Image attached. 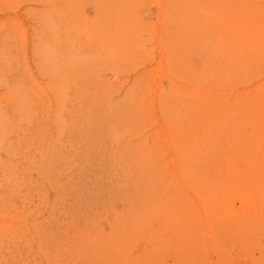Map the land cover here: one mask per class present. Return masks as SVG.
<instances>
[{"label":"rangeland","instance_id":"374dc122","mask_svg":"<svg viewBox=\"0 0 264 264\" xmlns=\"http://www.w3.org/2000/svg\"><path fill=\"white\" fill-rule=\"evenodd\" d=\"M263 34L264 0H0V264H264Z\"/></svg>","mask_w":264,"mask_h":264},{"label":"bare ground","instance_id":"6f19581e","mask_svg":"<svg viewBox=\"0 0 264 264\" xmlns=\"http://www.w3.org/2000/svg\"><path fill=\"white\" fill-rule=\"evenodd\" d=\"M242 1H243V0H242ZM232 2H233V1H232ZM222 3H223V2H222ZM235 3H236V2H235ZM207 4H208V2H207ZM237 4H238V3H237ZM224 5H225V4H224ZM207 7H208V6H207ZM209 7H210V6H209ZM213 7H214V6H213ZM226 8H228V7H226ZM232 8H233V7H232ZM234 8H235V7H234ZM254 8H255V7H254ZM206 9H207V8H206ZM214 9H215V8H214ZM221 10H222V9H221ZM229 10H230V9H229ZM223 13H224V12H223ZM226 13H227V11L225 12V14H226ZM233 14H234V13H233ZM254 14H255V13H254ZM234 15H235V14H234ZM249 16H251V14H250ZM243 17H244V16H243ZM243 17H242V18H243ZM229 18H230V17H229ZM250 18L252 19V18H254V17L251 16ZM219 19H220V18H219ZM248 21H249V20H248ZM235 23H236V22H235ZM235 25H236V24H235ZM235 25H234V26H235ZM253 25H254V24H253ZM237 26H238V24H237ZM225 27H226V26H225ZM245 27H246V26H245ZM252 27H253V26H252ZM234 28H235V27H234ZM234 28H233V29H234ZM238 28H239V27H238ZM238 28H237V30H239ZM240 28H242V27H240ZM231 30H232V28H231ZM241 30H242V29H241ZM223 31L225 32V30H223ZM245 31H247V30H245ZM249 32H250L251 34L253 33L252 31H249ZM225 33H228V32H225ZM238 33H239V32H238ZM247 33H248V32H247ZM255 33H256V32H255ZM205 34H208V33H205ZM232 34H234V33H232ZM236 34H237V33H236ZM251 34H250V35H251ZM225 35H226V34H225ZM238 35H239V34H238ZM242 35H243V34H242ZM246 35L248 36V34H246ZM263 35H264V34H263ZM247 36H246V37H247ZM255 36H256V35L254 34L253 37L255 38ZM199 37H201V36H199ZM229 38H230V37H229ZM235 39H236V38H235ZM247 39L250 40V37H248ZM222 40H223V39H222ZM236 40H237V39H236ZM236 40H235V41H236ZM249 40H248V41H249ZM252 40H254V39H252ZM237 41H238V40H237ZM242 41H243V40H242ZM248 41H247V42H248ZM130 42H131V41H130ZM251 42H255V41H251ZM251 42H250V43L248 42V43H249V46H250ZM241 43H244V42H241ZM253 44L255 45V43H253ZM254 45H251V46H254ZM255 46H257V45H255ZM255 46H254V47H255ZM263 46H264V45H263ZM187 48H188V47H187ZM250 49H252V48L250 47ZM250 49H248L249 52H250ZM259 49H260V48H259ZM248 54H249V53H248ZM175 59H176V58H175ZM255 59H256V58H255ZM167 65H168V64H167ZM254 89H255V88H254ZM180 92H181V91H180ZM252 92H253V91H252ZM254 92H255V91H254ZM254 92H253L252 95H254ZM178 93H179V92H178ZM255 95L257 96V94H255ZM255 95H254V96H251V99H252L253 97H255ZM257 97H258V96H257ZM260 97H261V96H260ZM174 98H176V97H174ZM251 99H250V100H251ZM254 99H255V98H254ZM256 99H258V98H256ZM252 100H253V99H252ZM258 101H259V100H258ZM172 102H173V101H172ZM200 102H201V101H200ZM211 102H212V101H211ZM251 102H252V101H251ZM253 102H257V101H253ZM259 103H260V102H259ZM194 104H195V103H194ZM252 104H253V103H252ZM198 105H199V104H198ZM192 106H193V105H192ZM208 107H209V106H208ZM238 107H239V106H238ZM252 107H254V106H252ZM252 107H251V111H254V110H255V107H254V108H252ZM196 108H197V107H196ZM202 108H204V107H202ZM262 108H263V107H262ZM262 108H261V109H262ZM235 109H236V108H235ZM252 109H254V110H252ZM187 110H188V109H187ZM196 110H197V109H196ZM210 110H211V109H210ZM214 110H215V109H214ZM218 110H219V109H218ZM203 111H204V110H203ZM257 111H258V110H257ZM242 112H243V111H242ZM245 113H246V112H245ZM251 113H252V112H251ZM263 113H264V112H263ZM195 114H196V113H195ZM206 114H207V113H206ZM237 114H238V112H237ZM239 114H240V113H239ZM247 114H250V113H247ZM200 115H201V114H200ZM224 115H225V114H224ZM234 115H235V114H234ZM244 115H245V114H244ZM216 116H218V115H216ZM221 116H222V115H221ZM226 116H227V115H226ZM241 116H242V115H241ZM248 116H249V115H248ZM253 116H254V115H253ZM261 116H263V115H261ZM199 117H202V116H199ZM227 117L229 118V116H227ZM239 117H240V116H239ZM255 117H256V116H255ZM219 118H220V117H219ZM258 118H260V117H257V119H258ZM222 119H225V118L223 117ZM229 119H230V118H229ZM229 119H227V120H225V121L228 122ZM232 119H233V118H232ZM250 119H251V118H250ZM254 119H256V118H254ZM257 119L255 120L256 123H257ZM262 119H263V118H262ZM239 120H241V119H239ZM258 120H259V119H258ZM211 121H212V120H211ZM222 121H224V120H222ZM197 122H198V121H197ZM227 122H226V123H227ZM198 123H199V122H198ZM211 123H212V122H211ZM211 123H210V124H211ZM216 123H218V122H216ZM222 123H223V122H222ZM235 123H236V122H235ZM250 123H252V122L250 121ZM250 123H249V124H250ZM256 123L254 122L255 125H256ZM258 123H259V122H258ZM261 123H262V121H261ZM252 124H253V123H252ZM202 125H203V124H202ZM207 125H209V124H207ZM227 125H228V124H227ZM263 125H264V124H263ZM221 126H222V125H221ZM243 126H244V125H243ZM245 126H246V125H245ZM245 126H244V127H245ZM247 126H248V123H247ZM253 126H254V125H253ZM223 127H225V126H223ZM230 127H231V126H230ZM257 127H258V126H257ZM263 127H264V126H263ZM190 128H191V127H190ZM242 128H243V127H242ZM242 128H241V129H242ZM233 129H234V128H233ZM262 129H263V128H262ZM194 131H195V130H194ZM217 131H218V130H217ZM232 132H233V131H231V133H232ZM237 132H239V131H237ZM225 133H226V132H225ZM244 133H245V132H244ZM198 134H199V133H198ZM216 134H217V133H216ZM226 134H227V133H226ZM235 134H236V133H235ZM246 135H247V134H246ZM246 135H243V138H244V136H246ZM248 135H249V134H248ZM199 136H200V135H199ZM236 136H237V135H236ZM218 137H219V136H218ZM225 137H226V135H225ZM238 137H239V135H238L237 137H235V138H238ZM240 137L242 138V135H241ZM248 137H249V136H248ZM198 138H199V137H198ZM226 138H227V137H226ZM235 138H232V139L235 140ZM200 139H201V138H200ZM210 139H211V138H209V141H210ZM250 139H251V138H250ZM229 140H230V139H229ZM241 140H242V139H241ZM258 140H260V139L258 138ZM202 141H203V139H202ZM232 141H233V140H232ZM239 141H240V140H239ZM243 141H244V140H243ZM247 141H248V140H247ZM249 141H250V140H249ZM251 141H252V140H251ZM200 142H201V141H200ZM206 142L208 143V141H206ZM237 142H238V141H237ZM237 142L234 141V143H237ZM201 143H202V142H201ZM244 143H245V142H244ZM210 144H211V143H210ZM231 144H232V143H231ZM231 144H230V145H231ZM261 144H262V143H261ZM199 145H200V143H199ZM221 146H222V145H221ZM208 147H209V145H208ZM211 147H212V146H211ZM232 147H233V146H232ZM236 147H238V146H236ZM189 148H190V147H189ZM234 148H235V147H234ZM234 150H235V149H234ZM237 150H239V149H237ZM201 151H204V150H201ZM207 151H208V149H207ZM211 151H212V150H211ZM242 151H243V150H242ZM240 152H241V151H239V153H240ZM254 152H255V151H254ZM195 153H196V152H195ZM198 153L200 154V152H198ZM208 153H209V154H213V153H210V152H208ZM244 153H245V152H244ZM263 155H264V154H263ZM199 156H200V155H199ZM201 156H203V155L201 154ZM207 156L210 157L209 155H207ZM234 156H235V154H233V158H234V159H235V158H238V156H236V157H234ZM260 156H261V155H260ZM231 157H232V156H231ZM245 157H246V156H245ZM245 157H244V158H245ZM248 157H249V156H248ZM192 158H193V157H192ZM213 158H214V157H213ZM233 158H231V159L233 160ZM239 158H240V157H239ZM180 159H181V158H180ZM184 159H185V157L183 158V160H184ZM205 159H206V158H205ZM211 159H212V158H211ZM253 159H255V157H254ZM213 160H214V159H213ZM232 160H231V161H232ZM235 160H236V159H235ZM242 160H243V159H242ZM185 161H187V160H185ZM240 161H241V160H239V161H237V162L241 163ZM216 162H217V161H216ZM235 162H236V161H235ZM250 162H251V161H250ZM259 162H260V161H259ZM189 163H192V162H189ZM211 163H212V162H211ZM198 164H199V165H202V164H200V163H198ZM216 164H217V163H216ZM218 164H219V163H218ZM232 164H233V163H232ZM185 165H186V164H185ZM233 165H235V164H233ZM245 165H246V164H245ZM249 165H250V164H248V166H249ZM216 166H217V165H216ZM248 166H247V167H248ZM250 166H251V165H250ZM197 167H198V166H197ZM229 167H230V166H229ZM232 167H233V166H232ZM242 167H243V166H242ZM242 167L240 168L239 166H237V168L234 169V170H230V169L227 170V171H226V169H224V170H225L227 173H229L230 171H231V173L235 172L234 174H236V172H239V173L241 172V173H243V172H242L243 170H239V169H238V168L242 169ZM252 167H253V166H252ZM254 167H255V165H254ZM187 168H188V167H186V169H187ZM214 168H215V166L213 165V169H214ZM224 168H225V167H224ZM230 168H231V167H230ZM233 168H234V167H233ZM222 169H223V168H222ZM187 170H188V169H187ZM259 170H261V169L259 168ZM262 170H264V169L262 168ZM192 171H193V170H192ZM217 171H218V169H217ZM217 171H215V172H217ZM219 171H220V170H219ZM222 171H223V170H222ZM225 171H224V172H225ZM228 171H229V172H228ZM250 171H252V169H250ZM204 172H205V171H204ZM248 172H249V171H248ZM263 172H264V171H263ZM199 173H201V172H199ZM219 173H221V171H220ZM219 173H218V174H219ZM239 173L237 174L238 177H239ZM223 174H224V173H223ZM229 175H230V174H229ZM240 175H241L242 178L244 179L243 175H242V174H240ZM227 178H228V177H227ZM196 179H197V178H196ZM187 180H188V179H187ZM249 180H250V179H249ZM249 180H248V182H249ZM195 181H196V180H195ZM214 181H215V180H214ZM216 181H217V180H216ZM246 181H247V180H246ZM206 182H207V181H206ZM194 183H196V182H194ZM213 183H215V182H213ZM242 183H243V182H242ZM247 184H248V183H247ZM249 184H251V183H249ZM179 185H180V184H179ZM208 185H209V184H208ZM177 186H178V185H177ZM205 187H206V186H205ZM208 188H209V187H208ZM208 188H207V189H208ZM228 188H229V187H228ZM228 188H227V189H228ZM178 189H179V188H178ZM194 189H195V188H194ZM209 189H211V188H209ZM213 189H214V188H213ZM181 190H182V189H181ZM211 190H212V189H211ZM236 190H237V189H236ZM177 191H178V190H177ZM193 191H194V190H193ZM230 191H231V190H230ZM237 191H238V190H237ZM179 192H181V191H179ZM203 192H205V191H203ZM203 192H202V193H203ZM233 192H235V191H233ZM207 193H208V192H207ZM255 193H256V192H255ZM172 194H173V193H172ZM176 194H178V193H176ZM231 194H233V193H231ZM169 195H170V194H169ZM202 195H204V194H202ZM224 195H225V194H224ZM255 195H256V194H255ZM174 196H175V194H174ZM194 196H196V195H194ZM197 196H198V195H197ZM207 196H208V195H207ZM215 196H216V194H215L214 196H213V194H211L210 197H211V198L214 197V198H213V201H210L211 203H208V202H207V204L204 202V204L207 205V206L204 205L205 207L202 205L203 208H205L203 212H205L206 215H209V214H210V217H212L211 215H212L213 212H214V208H215V209H217L218 207L220 208L221 205H222V207H224V210L226 209L225 207H227V210H228L230 207H231L230 209L235 208V207H234V204H235V203H232V204H225V203L227 202V201H226L227 199L223 198V197H224L223 195H222V196H223L222 198L219 197V198H221V199H215ZM262 196H263V197H261V200L258 201L259 203L257 202L258 205H254V203H252V204H253L254 206H259V204H260L261 207H262V205L264 206V202H263V200H264V191H263V195H262ZM182 197H183V196H182ZM229 197H230V196H229ZM247 197H248V196H247ZM176 198H177V197H176ZM189 198H190V197H189ZM216 198H218V196H217ZM244 198H246V197H244ZM244 198L242 199V201H244ZM168 199H169V198H168ZM168 199H167V200H168ZM170 199H172V198H170ZM170 199H169V201H171ZM180 199H181V198H180ZM196 199H197V197H196ZM205 199H206V198H205ZM176 200H177V199H176ZM183 200H184V199H183ZM202 200H203V198H202ZM215 200H219V201H215ZM251 200H252V199H251ZM184 201H185V200H184ZM249 201H250V200H248V202H249ZM166 202H167V201H166ZM176 202H177V201H176ZM179 202H181V201H179ZM182 202H183V201H182ZM250 202H251V201H250ZM191 203H192V202H191ZM191 203H190V204H191ZM229 203H230V201H229ZM180 204H181V203H180ZM182 204H183V203H182ZM184 204H185V203H184ZM245 204H246V203H244V205H245ZM247 204H248V203H247ZM247 204H246L247 207H248V206H252V205H247ZM165 205H166V204H165ZM165 205H164V203H163V206H165ZM170 205H171V204H170ZM192 205H193V204H192ZM197 205H198V204H197ZM219 205H220V206H219ZM244 205H243V208H242L243 210H244ZM172 206H173V204H172ZM174 206H176V205H174ZM185 206H186V205H185ZM254 206H253V207H254ZM166 207H167V206H166ZM169 207H170V206H169ZM177 207L179 208V206H177ZM188 207H189V206H188ZM222 207H221V209H222ZM161 208H162V207H161ZM163 208H164V207H163ZM203 208H202V210H203ZM219 208H218V209H219ZM258 208H259V207H258ZM175 209H176V208H175ZM218 209H217V212H218ZM242 209L240 208V210H242ZM250 209H251V210H250ZM262 209H263V208H262ZM171 210H172V208H171ZM173 210H174V209H173ZM185 210H186V209H185ZM219 210H220V209H219ZM249 210H250L253 214H255V212H256V211H255V207H254V208H249ZM252 210H253V211H252ZM256 210H257V209H256ZM165 211H166V209H165ZM168 211H170V210H168ZM176 211H178V210H176ZM176 211L174 210V212H176ZM182 211H184V210L182 209ZM247 211H248V210H247ZM247 211H246V212H247ZM159 212H160V211H159ZM206 212H207V213H206ZM238 212H240V211H238ZM238 212H237V213H238ZM251 212L249 213V215L251 214ZM162 213H163V212H162ZM169 213H171V212H169ZM181 213H182V212H181ZM181 213H180V214H181ZM185 213H186V211H185L182 215H184V217L186 216L185 218H188V217H187V216H188V215H187L188 213H187L186 215H185ZM221 213H222V212H221ZM221 213H220V214H221ZM180 214L178 215L179 217L176 216V217H178L179 219H180V217H181ZM233 214H234V213H233ZM235 214H236V213H235ZM242 214H243V213H242ZM162 215H163V214H162ZM166 215H167V214H166ZM172 215H173V214H172ZM194 215H196V214H194ZM201 215H202V214H201ZM213 216H215V215H213ZM172 217H174V215H173ZM172 217H171V218H172ZM182 217H183V216H182ZM182 217H181V218H182ZM198 217H199V216H198ZM192 218H193V216H192ZM201 218H203V217H201ZM217 218H218V217H217ZM243 218H244V217H243ZM247 218H248V217L244 218V220L246 221ZM174 219H175V217H174ZM174 219H173V220H174ZM194 219H195V218H194ZM250 219H251V218L247 219V221L249 220V221L251 222L252 220H250ZM168 220H169V219H168ZM168 220H167V221H168ZM244 220H241V221L243 222ZM258 220H260V219L258 218ZM261 220H262V218H261ZM171 221H172V220H171ZM174 221H175V220H174ZM177 221L180 222V220H177ZM202 221H203V219H202ZM185 222H186V221H185ZM185 222L183 221L182 223L184 224ZM236 222H237V221H236ZM242 222H241V223H242ZM254 222H255V220L253 219V223H249V224H251V225H249V227L252 228V226L254 225ZM182 223H181V224H182ZM187 223H189L188 220H187ZM190 223H191V222H190ZM190 223H189V224H190ZM192 223H194V222H192ZM192 223H191V224H192ZM223 223H224V222H223ZM244 223H245V222H244ZM261 223H262V222H261ZM167 224H168V223H167ZM172 224H173V223H172ZM181 224H180V226H181ZM183 224H182V225H183ZM185 224H186V223H185ZM191 224H190V225H191ZM201 224H202V222H201ZM169 225H171V222H170ZM177 225H179V223H177ZM177 225L175 224L173 227L175 228V226L177 227ZM192 225H193V224H192ZM192 225H191V226H192ZM198 225H199V224H198ZM187 226H189V225L187 224ZM187 226H186V228H187ZM194 226H195V228L197 227L196 225H194ZM194 226H193V227H194ZM243 226H244V225H243ZM246 226H247V225H246ZM165 227H166V226H165ZM165 227H164V228H165ZM173 227H172V228H173ZM255 227H256V226H255ZM255 227H253V228L255 229ZM177 228H178V227H177ZM177 228H176V229H177ZM183 228H184V227H183ZM161 229H162V227H161ZM184 229H185V228H184ZM191 229H192V228H190V230H191ZM193 229H194V228H193ZM193 229H192V230H193ZM197 229H198V228H197ZM249 229H250V228H249ZM254 229H251V230L254 231ZM171 230H173V229H171ZM171 230H170V231H171ZM180 230H181V228H180ZM185 230H186V229H185ZM185 230H182V232L185 231ZM190 230H189V232H190ZM229 230H231V229H229ZM258 230H259V229H258ZM173 231H174V230H173ZM173 231H172V232H173ZM252 231H251V232H252ZM255 231H256V230H255ZM255 231H254V232H255ZM177 232H178V229H177ZM159 233H160V232H159ZM165 233H166V232H165ZM167 233H168V232H167ZM174 233H176V230H175ZM178 233H179V232H178ZM180 233H181V232H180ZM180 233H179V234H180ZM200 233H201V232H200ZM217 233H218V232H217ZM252 233H253V232H252ZM156 234H157V233H156ZM179 234H178V237H180ZM181 234H182V233H181ZM181 234H180V235H181ZM185 234H186V232H184L182 235H185ZM193 234H194V232H193ZM240 234H241V233H240ZM240 234H237V235H240ZM244 234H245V233H244ZM157 235H158V234H157ZM196 235H197V234H196ZM185 236L189 237L190 234H189V236H188V234L185 235ZM185 236H182V237L185 238ZM192 236H193V235H192ZM192 236H190V237L192 238ZM194 236H195V235H194ZM208 236H209V235H208ZM216 236H217V235H216ZM260 236H261V235H260ZM182 237H180V238L183 239ZM190 237H189V238H190ZM203 237H204V236H203ZM211 237H212V236H211ZM148 238H149V237H148ZM148 238H147V240H148ZM157 238H159V237H157ZM169 238H171V237H169ZM172 238H173V237H172ZM176 238H177V236H176ZM196 238H197V236H196ZM181 239H180V240H181ZM185 239H186V238H185ZM193 239H194V238H193ZM149 240H150V239H149ZM151 240H152V239H151ZM156 240H157V239H156ZM174 240H176V239L174 238ZM188 240H190V239H188ZM194 240H196V239H194ZM194 240H193V242H192V241H191V242L194 243ZM204 240H205V239H204ZM185 241H186V240H185ZM176 242H177V241H176ZM179 242H180V241H179ZM189 242H190V241H189ZM204 242H205V241H204ZM180 243H182V242H180ZM183 243H184V242H183ZM253 243H254V242H253ZM184 244H185V243H184ZM187 244H188V243H187ZM190 244H191V243H190ZM190 244H189V245H190ZM210 244H211V243H210ZM210 244H209V245H210ZM166 245H167V244H166ZM168 245H169V244H168ZM176 245H177V244H176ZM242 246H243V245H242ZM183 247H184V246H183ZM183 247H182V248H183ZM209 247H210V246H209ZM251 247H252V246H251ZM167 249H168V248H167ZM171 249H172V248H171ZM197 249L199 250V248H197ZM161 250H162V249H161ZM188 250H190V248H189ZM198 250H197V251H198ZM200 250H201V249H200ZM230 250H231V249H230ZM250 251H251V250H250ZM159 252H160V251H159ZM201 252H202V251H201ZM201 252L198 251L197 253H201ZM206 252H207V251H206ZM228 252H229V251H228ZM263 252H264V250H263ZM203 253H204V252H203ZM229 253H230V252H229ZM262 254H263V253H262ZM148 255H149V254H148ZM156 255H157V254H156ZM198 255H199V254H198ZM229 255H231V254H229ZM118 256H119V255H118ZM158 256H159V255H158ZM242 256H243V255H242ZM190 257H191V256H190ZM192 257H193V256H192ZM230 257H231V256H230ZM116 258H117V257H116ZM146 258H147V257H146ZM158 258H159V257H158ZM180 258H181V257H180ZM193 258H194V257H193ZM193 258H192V259H193ZM198 258H199V257H198ZM204 258H205V257H204ZM134 259H135V257H134ZM188 259H189V258H188ZM223 259H224V258H223ZM186 260H187V259H186ZM196 260H197V259H196ZM198 260H199V259H198ZM202 260L204 261V259H202ZM220 260H222V259H220ZM133 261H135V260H133ZM142 261H143V260H142ZM178 261H179V260H178ZM192 262H193V261H192ZM259 262H260V261H259ZM143 263H144V262H143ZM183 263H184V262H183ZM194 264H195V263H194ZM201 264H202V263H201ZM220 264H222V263H220ZM227 264H228V263H227Z\"/></svg>","mask_w":264,"mask_h":264}]
</instances>
